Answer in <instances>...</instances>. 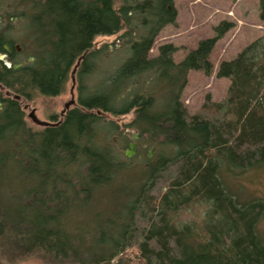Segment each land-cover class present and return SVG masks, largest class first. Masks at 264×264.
I'll use <instances>...</instances> for the list:
<instances>
[{
	"label": "trees",
	"instance_id": "trees-1",
	"mask_svg": "<svg viewBox=\"0 0 264 264\" xmlns=\"http://www.w3.org/2000/svg\"><path fill=\"white\" fill-rule=\"evenodd\" d=\"M29 7L18 17L31 30L25 44L35 61L19 70L0 62L1 85L25 99L34 92L56 97L85 58L77 72L79 106L61 124L34 133L13 98L0 111V184L13 176L5 188L11 192L0 194V236L10 249L51 264H126L131 248L145 264H264V199L242 197L225 175L264 165V37L219 65L217 77L231 81L226 99L207 97L209 114L191 115L181 99L188 74L213 73L212 52L232 22L220 23L216 37L175 63L173 44L151 56L162 29L176 23L174 0L119 8L116 0H36ZM259 11L264 21V0ZM124 27L130 37L144 34L127 42L130 57L104 87L89 91L85 80L102 53L92 50L95 39ZM17 42L0 30V52ZM144 79L158 85L163 107ZM130 112L129 127L173 153L146 159L141 173L123 161L112 140L118 126L103 115ZM127 179L134 187L122 185ZM112 193L120 199L104 207ZM192 202L207 207L202 227L175 226L172 215Z\"/></svg>",
	"mask_w": 264,
	"mask_h": 264
},
{
	"label": "rangeland",
	"instance_id": "rangeland-1",
	"mask_svg": "<svg viewBox=\"0 0 264 264\" xmlns=\"http://www.w3.org/2000/svg\"><path fill=\"white\" fill-rule=\"evenodd\" d=\"M36 0H0V30H8L13 40H18L23 50H27L25 44L30 37L26 24L19 19L22 12L32 11V4ZM142 0H116V7L119 8L125 2L132 3ZM260 0H174V8L177 11L175 24L167 25L159 33L151 50V56H157L159 48L164 44H173L177 51L173 55L175 63L182 62L189 51L196 48L202 39L216 37V28L220 23L227 21L234 24L233 28L221 38L211 55L213 63V73L205 75L202 71H191L188 74L187 85L182 93V102L189 114H209L204 109L207 97L211 102H222L227 97V92L231 81L225 78H218V68L223 61H230L237 57L248 45L255 40L264 37V21L260 18ZM129 28L114 36H99L95 39L92 50H102L97 62L96 71L86 80L85 85L89 91L97 86L103 88L108 78L114 74L130 57V48L127 49V42L136 39L142 31L136 34H127ZM142 32V33H141ZM80 58L72 67L65 89L59 96L44 97L38 92L32 93L31 98H23L24 104H28L31 109H36L35 117L41 122H57L66 111V106L74 109L79 106V81L77 72L81 66ZM95 63V62H94ZM143 85L148 84L144 79ZM144 85V86H145ZM148 92H152L157 97V108L163 107L165 100L158 91L156 83L147 85ZM143 91V90H142ZM145 92V91H143ZM155 108L156 110H158ZM24 110V109H23ZM24 111L27 126L34 133L41 131L37 123L29 118V113ZM107 120L114 121L117 132L113 135V144L121 154L123 161L129 166L136 167L135 171L141 173L144 169L146 159L155 160L173 156L169 147L154 144L148 140L147 136H141L134 128L129 127L135 118L134 112L127 115L114 117L110 114H103ZM136 136V139L134 137ZM134 144L131 150L130 146ZM173 150V149H172ZM126 152H133L132 157H127ZM226 175L227 182L238 191L244 198L264 199V165L248 169L244 172L229 171ZM5 182L0 184V194L10 193L5 189L13 182V176L5 178ZM125 188L134 187L132 180H124ZM124 188V189H125ZM2 195V194H1ZM121 196L116 193L109 195L108 199H103L104 207L113 209ZM207 207L204 203L192 202L191 205L183 208L178 213L172 215V222L175 226L194 225L196 229L202 227ZM261 235L264 237V217L259 225ZM8 244L0 236V264H51L45 262L41 257L25 250H11ZM126 264H145L137 248H131L123 257Z\"/></svg>",
	"mask_w": 264,
	"mask_h": 264
},
{
	"label": "flooded vegetation",
	"instance_id": "flooded-vegetation-1",
	"mask_svg": "<svg viewBox=\"0 0 264 264\" xmlns=\"http://www.w3.org/2000/svg\"><path fill=\"white\" fill-rule=\"evenodd\" d=\"M2 18L3 17H0V19H2ZM0 22H1V20H0ZM6 47H8L9 50H6ZM2 54L5 55V59H3V60L0 59V62L3 64V66L13 68L14 70H19L21 68H24L26 65L33 64L35 61V58L32 56V54H33L32 51H29L28 48H27V50H23L20 43H14L11 46L5 45L3 47V52H0V55H2ZM0 95H1L0 96V102L2 104L0 107V111L3 109L4 101L7 98H13V99L19 101L25 112H27L28 110L30 111V106L28 104H24V99L22 96L14 94L12 91L8 90L6 87H4L1 84H0ZM70 110H71V108L66 109L64 115L57 122H47V123L53 124L54 126L61 124L64 117L66 116V113ZM35 113H36V109H31V111L29 113V118H31L32 121H34L33 116L35 115ZM32 114H33V116H32ZM40 127L46 128L45 126H41V125H40Z\"/></svg>",
	"mask_w": 264,
	"mask_h": 264
},
{
	"label": "water",
	"instance_id": "water-1",
	"mask_svg": "<svg viewBox=\"0 0 264 264\" xmlns=\"http://www.w3.org/2000/svg\"><path fill=\"white\" fill-rule=\"evenodd\" d=\"M6 50H9V48L8 47H6ZM82 58V60L85 58V55L83 56V57H81ZM0 59L1 60H3V59H5V55H0ZM10 65V64H9ZM19 98V97H18ZM1 102H0V107H1ZM66 109H69V105H67L66 106ZM64 115V114H63ZM32 116H33V114H32ZM31 116V117H32ZM33 119H34V122H36L37 124H39V125H41V126H45V127H51V126H54L53 124H49V123H47V122H41V121H39V120H37V118L35 117V115L33 116ZM134 139H136V136L134 137ZM134 148V144H132L131 146H130V149L132 150ZM132 155H133V152H126V156L127 157H132Z\"/></svg>",
	"mask_w": 264,
	"mask_h": 264
}]
</instances>
